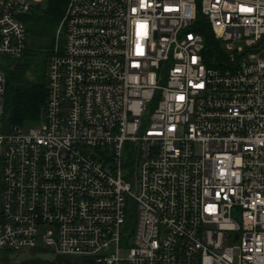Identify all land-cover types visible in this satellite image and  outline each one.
<instances>
[{"label": "built area", "instance_id": "2783aa9c", "mask_svg": "<svg viewBox=\"0 0 264 264\" xmlns=\"http://www.w3.org/2000/svg\"><path fill=\"white\" fill-rule=\"evenodd\" d=\"M35 2L0 0L12 264H264V0H67L41 119L6 128Z\"/></svg>", "mask_w": 264, "mask_h": 264}, {"label": "trees", "instance_id": "16d2710c", "mask_svg": "<svg viewBox=\"0 0 264 264\" xmlns=\"http://www.w3.org/2000/svg\"><path fill=\"white\" fill-rule=\"evenodd\" d=\"M67 0H46L38 9H30L23 18L27 31V44L21 56L9 58L6 67L4 113L6 128L27 125L41 119L46 98V65L56 30L61 21ZM195 29L204 36L206 63L218 66L223 56L218 42L197 13ZM62 41V33L58 36Z\"/></svg>", "mask_w": 264, "mask_h": 264}, {"label": "rangeland", "instance_id": "374dc122", "mask_svg": "<svg viewBox=\"0 0 264 264\" xmlns=\"http://www.w3.org/2000/svg\"><path fill=\"white\" fill-rule=\"evenodd\" d=\"M45 3H46V0H41V4L42 5H45ZM29 12H30V10H29ZM240 44L243 45L241 41L235 42V46L236 45H240ZM220 45L225 51H227V52L231 51L228 47L225 46V42H221ZM26 127H25V129H26ZM12 255L13 254L8 252V251L0 250V264H12V261H13V258H14ZM24 255L25 254L20 255L21 258H23ZM18 260H20V259H16V261H18Z\"/></svg>", "mask_w": 264, "mask_h": 264}, {"label": "water", "instance_id": "95a60500", "mask_svg": "<svg viewBox=\"0 0 264 264\" xmlns=\"http://www.w3.org/2000/svg\"><path fill=\"white\" fill-rule=\"evenodd\" d=\"M41 3L40 2H35L32 4L33 9H38L40 7Z\"/></svg>", "mask_w": 264, "mask_h": 264}]
</instances>
